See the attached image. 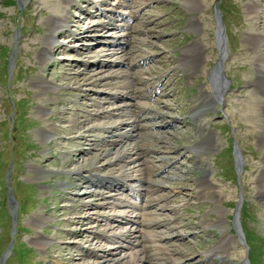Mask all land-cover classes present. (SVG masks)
Masks as SVG:
<instances>
[{"label":"rangeland","instance_id":"1","mask_svg":"<svg viewBox=\"0 0 264 264\" xmlns=\"http://www.w3.org/2000/svg\"><path fill=\"white\" fill-rule=\"evenodd\" d=\"M119 1L130 6L118 9L125 16L109 13ZM138 1L0 0V260L14 239L5 264H103L97 253L120 264L134 255L150 257L149 264H197L224 238L230 242L235 236L236 207L246 246L230 242L226 263L242 264L246 254L249 260L252 248L251 263L264 264V209L253 190L251 166L258 150L241 111L251 104L246 82L254 78L246 41L256 23L255 9L264 35V1L151 0L139 9ZM136 10L138 18H129ZM110 19L131 30L85 33ZM56 20H64L66 28L51 32ZM218 25L226 96L195 119L193 113L208 103L210 93L214 97L210 76L223 52ZM190 46L199 52L195 72L181 65ZM45 48L51 55L46 60ZM109 49L115 54L102 57ZM46 83L51 91L46 92ZM123 86L129 87L128 98L122 96ZM150 88L162 92L149 97ZM102 111L107 114L96 115ZM136 120L139 128L131 140L122 130L118 134L125 137L115 138L119 146L108 141L93 150L98 137ZM85 124L89 133L80 128ZM102 125L105 131L92 129ZM49 133L54 137L45 142ZM203 143L210 152L193 151ZM133 147L140 161L133 156L116 162ZM123 165L133 179L143 180L125 183L139 186L137 200L130 191L111 192L105 187L114 182L101 179L112 171L119 175ZM79 169H94L97 175L74 174ZM89 180L92 185H85ZM203 187L208 189L204 195ZM93 192L105 195L106 209L95 207L88 197ZM88 202L93 208L79 214ZM122 202L138 207L112 210L113 203ZM85 212L101 215L92 214L90 225H71ZM85 229L90 245L73 235ZM154 245L168 255L152 250ZM224 262L219 257L208 264Z\"/></svg>","mask_w":264,"mask_h":264},{"label":"bare ground","instance_id":"2","mask_svg":"<svg viewBox=\"0 0 264 264\" xmlns=\"http://www.w3.org/2000/svg\"><path fill=\"white\" fill-rule=\"evenodd\" d=\"M263 1L264 0H256L255 3L258 4V5H261V3ZM138 2H139V7H138V9H139V8H142V6H148L151 3V0L150 1H148V0H141V1H138ZM124 7L127 8V7H130V6L129 5H126L125 3H122L121 1H119L118 4H117V6H116V9H110L109 13L112 14V15H116L118 13H121V16H125L126 15L125 13H123V12H121V11L118 10L119 8L121 9V8H124ZM97 10H101V9L98 7ZM255 10H254V12L252 11L253 12L252 14H255V16H253V15L252 16L256 20V23H255L254 27H252L253 30L249 34V37L247 38V41L245 40L246 41V45L248 47V51L250 52L249 56L252 58V62L251 63L253 65V67H254V72H253L254 73V78L252 80H249V81L246 82V86L251 90V91H249V93H252L251 95H249V96L246 97V100L249 103L251 102V104L248 105V106L245 105L241 109V111H243V113L245 114V116L248 118V123L245 124V125L247 127H249V129H250L249 135H252L253 137H255V140H256V143L255 144H256L258 153L255 156V161H256L255 165L254 166H253V164L251 165L252 168H253V172L255 174L254 175V181L252 180L253 181L252 183L254 184L253 190H254L255 196L259 200L260 205L262 206V208L264 209V35L259 34V30L260 29L262 30L263 24L262 23L260 24L258 22L259 19L257 18L258 15L256 13L258 10L257 9H255ZM131 14H132V16H131ZM128 16L131 19L138 18L137 10L134 13H130ZM129 21H131V20H129ZM66 25L67 24H66V22L64 20H60V21L56 20L51 25V32H57V31L59 32V31H62L64 28H66ZM219 25L221 26L220 22H219ZM219 25H218V30H217V43L220 45L219 48L223 52H222V59H221L220 63L217 65V67L215 68V70L213 71V73L210 76L212 78L213 84H214V97L210 93V96H208L209 97L208 98V103L207 104H203L201 106V108L199 107L200 108L199 110H197L196 112L193 113L195 119H199V118L203 117V115H205V114L209 113L210 111H212L213 110V107L217 103L218 104H223L224 103V100H225V96H226V84H225V81L223 80V77H222V69H223V63H224V61L226 59V57H225L226 54L224 52V40L222 38L223 37L222 36L223 35L222 28L221 27L219 28ZM94 26H95L94 28L93 27H91V28L88 27L85 30L86 31L85 33H88V34H90V33L98 34L102 30H105V29H108V28H112L114 30L115 29L116 30L124 29L126 31L131 30L130 26L123 27L121 25H118V23H115L114 20H111V19L109 21H104L102 23H100V22L99 23H96ZM78 28L80 29L79 26H77V29ZM129 35H130V33L128 32L127 35H126V37H129ZM123 38H125V36ZM52 43L53 42H48L47 45L50 46ZM118 43L119 42H117V44ZM117 44L115 43L114 45L112 44V45H108V46H109V48H111V46L112 47H116ZM90 45H92V44H90ZM110 52H113L112 54H115L114 53L115 51L109 49L107 51H104V55L102 57L107 56ZM41 55H42L43 59H45V60L48 59V57L51 56L50 55V52L46 48L43 50V52H42ZM198 57H199V52L197 51V49L194 46H192V47L190 46V47H188L184 51V56L182 58V64L181 65L182 66H185V67H188L192 72H195V70L199 66L198 65L199 64V62H198L199 58ZM120 62L121 63L123 62V58H120ZM147 62H149V61H147ZM81 75L83 76V74H81ZM105 78H107V77H102L100 79V81L103 80V79H105ZM86 81H87V79H83V82L84 83ZM44 85H45L44 87L46 88V92H47V90L48 91H51L52 90V88H50V86H48L47 83L44 84ZM121 88L123 90H125L124 92H126L125 94L124 93L123 94L121 93L122 96L128 98L129 97V87L128 86H123ZM158 92H162V90L156 89L155 92L153 93L152 92V89H151V93H150V96L149 97H152L154 95H157ZM99 104H101V103H99ZM99 104H97V105H99ZM121 108L122 107H118L119 110H121ZM118 109L116 111H118ZM116 111H114L113 113L111 112L110 116L115 115ZM98 114H100V115H106L107 113L104 112V111H102V112H97L96 113V115H98ZM159 118H161V117H159ZM138 120H140V119H138ZM138 120H136L135 122H133V124L131 126H129L127 123H122L121 125H117V126L114 127V129L112 131L110 130L111 132H109L110 134L108 136H103L102 138L101 137H98V140L95 141L94 144H93V150H98L101 145H103L104 143L107 144L108 141L110 143H112V147L113 148H116L117 146H119L118 145V140H115V138L117 136L125 137V135H126L125 133L118 134V132H120L122 130H125L126 132H129L128 133V136H126V138H129V139L131 138L132 139L133 135H131V133H133V130L134 129L139 128L136 125V123L138 122ZM87 122H89V120H86V123ZM86 125L87 124H85L84 126H82L80 128L85 129L86 132L89 133L91 130H88ZM128 126L131 127L130 130H127L128 129ZM76 128H78V127H76ZM96 128H98L99 130H104V131L107 129L105 127V125L98 126V127H95L94 126L92 129H96ZM53 137H54V134L53 133L52 134L49 133V135H47L46 138H45V140H46L45 142H49L51 139H53ZM126 140H128V139H126ZM84 141H88L87 138H85ZM137 151L138 150L135 147L130 148V149L128 148L126 150L124 149L123 153L116 158V162L117 163H123L124 164V162H127V159L129 157H133V156L138 157L137 159L136 158L134 159L135 160V163H136V160L140 161V158H142V157H141V155H139L137 153ZM193 151H197V154H205L207 152H210L211 151V148L209 147V144L208 143H203V144L199 145L197 147V149H195ZM104 152H107V150H104ZM238 159H239V156H238ZM77 162H79V161H77ZM238 162H239V160H238ZM241 163H243V162H241ZM118 165H120V164H118ZM242 165H244V164H240L239 166H242ZM245 166H246V164H245ZM124 169H126V166L123 165L121 167V169H120L121 173L119 175H116V176L114 175V173H115L114 171L110 172L106 176H102L101 175V179L107 180V181L110 180L109 182H114V184L111 187H105V188L108 189V190H110L111 192H126V191H130L133 195H136L134 197H136V198L140 197L141 196V194H140L141 191L138 188L139 186L136 185V187L135 186L133 187L131 184L130 185H127L125 183H130L129 181H133V180H138V182H143V180H141L139 178L138 179H133L132 174H130V172L129 173L128 172L126 173V171ZM84 171H86V172H84ZM134 172H137V170L134 171ZM83 173H88L90 175H97L96 172L94 171V169L93 170H90V169L89 170L79 169V170H75L74 171V174H76L78 176L84 175ZM98 184H102V183L100 182ZM85 185H92V182L89 180ZM101 186H104V185L102 184ZM83 187L84 186H82L81 188H83ZM100 188H102V187H100ZM110 188H112V189H110ZM136 189H138V190H136ZM201 190H202L201 191L202 195H204L206 193V191H208V189L206 187H203V189H201ZM88 197L95 199V202H97V205L95 207H98V208L100 207V209H106L107 208L106 207L107 205H104L103 203L101 204V202L105 199V195L104 194L98 193V192H93V193H90V195ZM88 197H86V198H88ZM112 198H114V197H112ZM125 204H126L125 202L124 203L122 202L121 204H117V203L114 204L113 203L112 210H116V208H118L119 206L122 207V208L123 207H127V206L129 208H134L135 206H137V204H135V203H134V205H132L133 203L131 205L129 203L126 204V205ZM92 205L94 206V203H92V202L85 203L81 207V210H80L79 214H82L83 211L89 212V210L91 208H93ZM124 212H125V210L123 211V213ZM92 214L94 216H96V215H99L100 216L101 215L100 213H92V212H91L90 215H88L87 213H86L85 216L79 215V217L74 218V220H73V222H72L71 225H75V226H80V225L87 226V225H90L91 224L90 222L93 219V215ZM238 215H239V212H238ZM124 219L125 218H123V220ZM112 222H114V221H112ZM85 230L86 231L80 230V232H75L73 235L75 237L79 236L80 239H83V244L86 243V244H89L90 245V241L87 240L88 239V235H87L88 229H85ZM120 238H121V236H120ZM154 241H152L151 243H153ZM229 243H230L229 242V239L224 238L220 242V244L218 246H216V247H214L213 249L210 250V252L206 256L207 258L205 259V262H198L197 264H206V263L208 264L210 261H212L213 258H219V257H222L223 259H225V262L222 263V264H227L226 263L227 254H229L228 252L230 251V250L228 251V246H229L228 244ZM159 247L160 246H155L154 245V248H152V250H155V249L156 250H159L160 249L161 251H159V252L163 253V257H164V254L165 255H168V253H169L168 250H166L164 248V251H163ZM166 251H167V253H166ZM77 252L78 251H76V253ZM97 254H96V257H99V259H101V260L103 259L102 261H105L103 264H120L121 263V262H118L116 260L106 261V260H108L107 258L105 259V257L100 256V255H97ZM86 255H85L86 257L89 256V254H86ZM158 255L160 256V254H158ZM8 256H9V253H6L5 256L3 257V259L0 261V264H3V262H5L7 260L6 257H8ZM79 256H81V255H79ZM85 256H83V257L81 256L79 259H83L84 260L86 258ZM131 259L132 260L131 261H128V263L123 262L122 264H149L151 262V259L148 256L147 257H139L137 255H134L133 257H131ZM92 264H102V263H101V261H99V262H94ZM171 264H176V263H174V261H172ZM190 264H195V263H192L191 262Z\"/></svg>","mask_w":264,"mask_h":264}]
</instances>
